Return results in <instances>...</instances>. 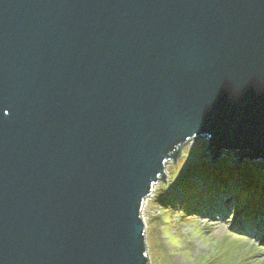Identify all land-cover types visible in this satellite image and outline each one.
<instances>
[{
  "label": "water",
  "instance_id": "obj_1",
  "mask_svg": "<svg viewBox=\"0 0 264 264\" xmlns=\"http://www.w3.org/2000/svg\"><path fill=\"white\" fill-rule=\"evenodd\" d=\"M200 139L264 164V0H0V264H151Z\"/></svg>",
  "mask_w": 264,
  "mask_h": 264
},
{
  "label": "rangeland",
  "instance_id": "obj_2",
  "mask_svg": "<svg viewBox=\"0 0 264 264\" xmlns=\"http://www.w3.org/2000/svg\"><path fill=\"white\" fill-rule=\"evenodd\" d=\"M207 147L206 139L186 146L176 163L168 162L166 183L157 184L145 202L142 216L150 263L264 264V236L247 226L262 225L264 214L248 222L236 211L237 189L246 179L255 180L260 189L264 186V164L248 160L238 163L237 158L225 155L212 165L211 158L205 157ZM231 160H235L233 165ZM229 167L238 178L227 186L230 191L226 198L219 196L222 203L213 201L204 207L202 198H196L201 192L189 196L183 193L189 184L203 188L202 182L210 178V168L222 171ZM204 192L207 194L205 187Z\"/></svg>",
  "mask_w": 264,
  "mask_h": 264
},
{
  "label": "trees",
  "instance_id": "obj_3",
  "mask_svg": "<svg viewBox=\"0 0 264 264\" xmlns=\"http://www.w3.org/2000/svg\"><path fill=\"white\" fill-rule=\"evenodd\" d=\"M231 161L230 164L233 165L232 163H234L235 160ZM230 167L222 171H216L214 168H210V178L207 182L203 183V188L189 184L185 187L183 193L189 196L196 191L201 192L202 195L198 194L196 198H202L203 203L201 205L204 207H207V205L213 201L217 204L220 202L222 203L224 200L219 196L223 195V197L226 198L227 193L230 191V188H227V186L238 178L236 171L232 170ZM263 171L264 170H262L261 173H264ZM204 187L207 189V194L204 192ZM237 194V216L243 215V220L251 222L249 220H252L256 216L258 217L260 214H264V186L260 189L256 181L249 178L246 179L244 184L237 189ZM209 212L211 211L209 210ZM247 226L251 227L256 235L259 233V236H264V223L262 225L261 222L255 225L247 224ZM248 227H246V229H248Z\"/></svg>",
  "mask_w": 264,
  "mask_h": 264
},
{
  "label": "bare ground",
  "instance_id": "obj_4",
  "mask_svg": "<svg viewBox=\"0 0 264 264\" xmlns=\"http://www.w3.org/2000/svg\"><path fill=\"white\" fill-rule=\"evenodd\" d=\"M264 238V237H263Z\"/></svg>",
  "mask_w": 264,
  "mask_h": 264
}]
</instances>
